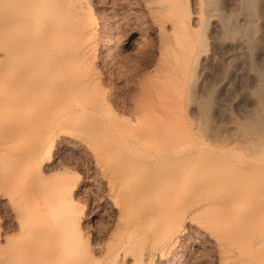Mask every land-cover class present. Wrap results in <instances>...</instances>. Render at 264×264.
Returning a JSON list of instances; mask_svg holds the SVG:
<instances>
[{
  "label": "bare ground",
  "instance_id": "6f19581e",
  "mask_svg": "<svg viewBox=\"0 0 264 264\" xmlns=\"http://www.w3.org/2000/svg\"><path fill=\"white\" fill-rule=\"evenodd\" d=\"M140 1L155 41L129 45L148 47L154 61L138 74L125 117L105 115L97 75L81 73L96 23L86 0H0V148L13 152L1 185L13 183L17 201L0 233V264H117L134 241L164 247L186 222L209 237L219 264H264V123L225 138L207 125L192 133L179 116L185 102L200 109L194 92L204 86L210 15L252 0ZM231 18L222 13L213 27L238 32L231 44L244 47L248 30ZM59 137L85 146L111 174L117 215L103 260L83 242L68 185L35 188L40 155ZM165 247L159 261L176 254L174 242Z\"/></svg>",
  "mask_w": 264,
  "mask_h": 264
},
{
  "label": "rangeland",
  "instance_id": "374dc122",
  "mask_svg": "<svg viewBox=\"0 0 264 264\" xmlns=\"http://www.w3.org/2000/svg\"><path fill=\"white\" fill-rule=\"evenodd\" d=\"M86 4L90 9L88 20L96 23L94 36L86 42L90 51L81 73L97 75L99 88L103 86L101 91L108 96V107L103 109L105 115L127 117L140 75L149 71L154 61L151 49L144 45L131 46L129 42H140L141 37L155 41L154 27L140 0H86ZM226 4L221 3V12L210 15L206 30L208 44L203 56L206 76L203 89L194 92L200 109L192 111L185 102L179 116L192 121L189 123L192 133L197 134L198 128L207 125L218 137L229 138L264 123V0H252L251 8L238 10ZM222 13H232V22L248 30L246 46H232L238 32L222 35L213 27ZM62 139L55 138L49 150L40 155L43 170L40 177L36 175L40 182L35 180L39 184L34 182L35 188L40 190L44 185L53 186L62 181L68 185L81 216L83 242L91 255L104 259V247L113 238L117 215L111 207V202L116 200L111 174L104 160L85 146L63 145ZM12 153L0 148V233L10 229L9 202H17L11 191L13 183L7 187L1 185L2 179L9 178L11 168L7 163ZM189 224L180 225L172 236L170 244L174 242L177 246L174 257L159 261L160 251L169 243L159 247L144 240L138 246L134 241L137 246L129 247L128 258L117 264H219L212 241Z\"/></svg>",
  "mask_w": 264,
  "mask_h": 264
}]
</instances>
